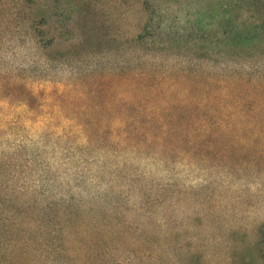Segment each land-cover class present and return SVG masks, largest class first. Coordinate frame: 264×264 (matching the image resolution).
Masks as SVG:
<instances>
[{
  "label": "rangeland",
  "instance_id": "1",
  "mask_svg": "<svg viewBox=\"0 0 264 264\" xmlns=\"http://www.w3.org/2000/svg\"><path fill=\"white\" fill-rule=\"evenodd\" d=\"M240 33L257 53L243 67L228 62ZM237 76L264 77V0H0V264H84L99 247L126 264H264V144L227 130L165 162L119 120L137 84L148 107L177 84L228 123Z\"/></svg>",
  "mask_w": 264,
  "mask_h": 264
},
{
  "label": "trees",
  "instance_id": "2",
  "mask_svg": "<svg viewBox=\"0 0 264 264\" xmlns=\"http://www.w3.org/2000/svg\"><path fill=\"white\" fill-rule=\"evenodd\" d=\"M238 6L239 3L234 8ZM254 42L253 37L244 33L228 36V62L243 67L246 62L254 60L257 54ZM252 70L260 73L257 66ZM242 82V76L234 77L230 82L228 109H233V112H228V123L226 115L217 110L219 103L214 100L203 105L191 85L187 88L177 84L153 86L156 97L148 107L150 101L148 103L142 95L148 93L150 88L146 84H137L131 113L119 119L124 140L137 148L155 151L165 162H169L173 156L189 155L192 149L207 147L210 142H224L221 132L227 130L228 144L237 145L240 141L264 144V77L258 84L257 81H247L250 85L246 90L241 89ZM209 87V83L203 86L204 90ZM223 126L228 129L222 130ZM193 156L198 157V154L193 152ZM93 242L101 246L98 240ZM99 248L101 254L95 260H86L84 264H126L112 260L108 254L103 255L112 249ZM248 261L249 264H256L252 257H248Z\"/></svg>",
  "mask_w": 264,
  "mask_h": 264
}]
</instances>
